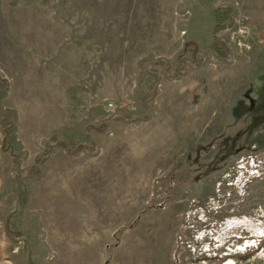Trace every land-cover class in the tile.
Returning <instances> with one entry per match:
<instances>
[{
  "label": "rangeland",
  "instance_id": "rangeland-1",
  "mask_svg": "<svg viewBox=\"0 0 264 264\" xmlns=\"http://www.w3.org/2000/svg\"><path fill=\"white\" fill-rule=\"evenodd\" d=\"M20 237L29 264H264V0H0V264Z\"/></svg>",
  "mask_w": 264,
  "mask_h": 264
},
{
  "label": "water",
  "instance_id": "water-1",
  "mask_svg": "<svg viewBox=\"0 0 264 264\" xmlns=\"http://www.w3.org/2000/svg\"><path fill=\"white\" fill-rule=\"evenodd\" d=\"M18 204H19V193H18V196H17V199H16V202H15V208L13 211L9 212L8 214H6L3 218V225L5 228H7V219L9 218V216L14 212L16 211L17 207H18ZM10 236V234H9ZM13 240H15L16 242H22L23 243V256H24V259H25V264H29V260H28V257H27V241H26V238L25 237H20V238H13Z\"/></svg>",
  "mask_w": 264,
  "mask_h": 264
},
{
  "label": "trees",
  "instance_id": "trees-1",
  "mask_svg": "<svg viewBox=\"0 0 264 264\" xmlns=\"http://www.w3.org/2000/svg\"><path fill=\"white\" fill-rule=\"evenodd\" d=\"M231 11V8L230 7H226V9L225 10H216V12H215V14H216V18H217V21L219 22V23H221L228 15H229V12ZM221 24H219V26H220ZM216 27H218V25H216L215 26V28ZM219 44H220V46L217 48V50H215V49H213L212 51H213V53L217 56V57H219V58H221V56H220V54H219V52L223 49V48H225V45H224V43L222 42V41H219L218 42ZM9 234V233H8Z\"/></svg>",
  "mask_w": 264,
  "mask_h": 264
}]
</instances>
